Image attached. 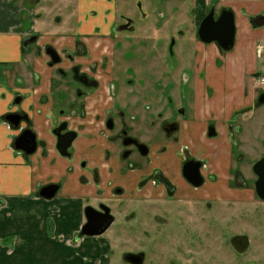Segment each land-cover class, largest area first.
<instances>
[{"label":"flooded vegetation","instance_id":"obj_1","mask_svg":"<svg viewBox=\"0 0 264 264\" xmlns=\"http://www.w3.org/2000/svg\"><path fill=\"white\" fill-rule=\"evenodd\" d=\"M245 1V6L255 7L257 3V0H233L230 4L221 0H68L60 3L67 6L68 12L57 8L56 16V22L60 20L68 27L60 33L52 32L50 28L39 31L33 28L23 39V51L30 53L35 60L42 58L49 73L44 91L41 86L35 88L36 94L38 91L41 94L39 104L49 107L44 117V123L48 124L47 136L53 141L57 153L58 137L62 144L73 138L66 155L58 154L63 159L75 161L81 174L79 179L84 178L81 179L82 184L86 188L91 187V191L93 188V196L84 199L83 223L75 234L76 239L85 237L80 235L87 220L85 208L91 207L102 214L107 208L112 218L110 228L116 220L111 212L115 202L129 199L133 189L140 197L142 193V197L147 198H174L176 208H179L180 201H186L183 199L188 195H196L198 201L207 204L212 197L224 202L226 189L231 194L246 190L248 183L242 169L245 154L240 149L243 117L247 110L261 106L258 98L264 91L258 94L254 107L248 109L242 108L243 103L230 107L227 103L225 106L224 98L216 103L225 96L224 90L229 94L227 86H220L223 73L218 60L233 51L238 43V14L245 20L248 30L264 26V15L240 10ZM60 5L54 3V9ZM226 12L232 14L234 26L233 45L228 50L222 46L226 39L222 30H227ZM209 16V33L201 37V24ZM32 20H35V14ZM261 21L263 23L258 25ZM46 31L51 34V40L43 36ZM214 35L220 43L204 40ZM90 36H97L94 38L96 41ZM132 38H138V42L127 43ZM55 39L59 41L55 42ZM179 46L193 50L194 54L188 68L183 66L178 72L180 63L175 50ZM119 49L123 51L119 62L126 64L123 72L116 68L114 50L117 54ZM206 50L217 52L209 60L212 64L209 70L201 64ZM136 59L141 63L142 76L138 81L141 101L140 104H131ZM34 77L38 75L34 74ZM172 85L175 87L170 91L168 88ZM179 96L185 99L183 105L177 101ZM147 98H165L167 106H149ZM203 98L209 105L201 106ZM19 99L17 96L15 102ZM220 110L222 113L231 112L226 121L229 160L228 164H220L223 178L216 173L210 158L212 153L223 150L221 116L226 114L220 116ZM209 111H216L218 115L214 116ZM13 113L22 117L18 127H14L19 129V134L29 129L35 136L36 149L27 155L33 156L43 142L38 139L31 118L23 112ZM203 113L207 115L201 126L204 139L183 140L184 135H190L191 126L200 124L199 118ZM195 168L201 181L199 186L193 184L198 182L194 177ZM250 168L253 180L251 188L247 189H251L264 204L255 192L257 176L252 166ZM49 185H56L59 190L62 183L50 182L45 186ZM139 185L141 190H137ZM91 199L96 203L91 204ZM230 244L243 251L248 241L236 236L232 237ZM186 255L187 260L183 264H189L193 254ZM135 259L138 263L132 262ZM123 260L127 264H143L144 254H125Z\"/></svg>","mask_w":264,"mask_h":264},{"label":"crops","instance_id":"obj_2","mask_svg":"<svg viewBox=\"0 0 264 264\" xmlns=\"http://www.w3.org/2000/svg\"><path fill=\"white\" fill-rule=\"evenodd\" d=\"M66 1L0 0V264H98L100 253L105 251L98 240L75 237L83 223L84 199L93 196V188L91 191V187L86 188L82 184L81 179L84 178L79 179L81 174L77 163L61 158L53 148V141L46 132L48 124L44 123L49 107L39 104L41 94L39 91L36 94L35 90L41 86L44 91L49 73L42 58L35 60L22 49L23 39L33 28L38 31L46 29L43 16L49 10L47 2L60 5ZM245 3L240 10L264 15V0H257L255 7L245 6ZM34 14L35 20H32ZM238 20L243 26L242 43L251 39L249 34L253 36L254 43L258 39L264 42V26L251 31L244 26L245 20L240 14ZM56 24L51 28L52 32L60 33V20ZM43 36L51 40L49 32L43 33ZM248 44L240 54H243L241 61L240 57L232 59V70L236 75L256 67V62H253L254 50L249 48L250 41ZM34 74L38 77L35 78ZM17 96L20 100L13 105ZM241 106L245 109L250 107L246 103ZM256 110L255 117L247 113L249 110L245 112V115H249V118L244 115L242 124V134L246 138L251 130L257 136L263 130L264 109L258 107ZM17 111L31 118L33 129L43 142L33 156L14 148L19 129L9 124L6 116ZM209 113H214V116L226 114L225 117L221 116L224 125L221 131L223 135L220 132L223 150L210 155L216 173L223 178L221 165L224 162L228 164L227 146L230 143L226 121L231 112L222 113L220 110L218 114L216 111ZM203 119H207L206 113L199 118L200 124L190 127V135H184L183 140L204 139L201 127ZM60 181L62 186L53 198L45 199L39 195L43 186ZM229 196L232 194L226 189V199Z\"/></svg>","mask_w":264,"mask_h":264},{"label":"rangeland","instance_id":"obj_3","mask_svg":"<svg viewBox=\"0 0 264 264\" xmlns=\"http://www.w3.org/2000/svg\"><path fill=\"white\" fill-rule=\"evenodd\" d=\"M216 1L219 2V0ZM223 1L225 4H230L233 0H221V2ZM47 6L49 10L43 17L46 29L49 30V28H54L53 26L57 25V8H61V12L65 13L68 10L64 4L56 6L55 9L54 3H47ZM239 24L238 43L235 49L227 56L222 57L221 61L218 60L221 63V73H223V77L221 76L223 82L220 86H227L229 94H227V90H224L225 96L216 100V103L218 104L224 98L225 106L227 103L229 107L246 103L248 106L254 107V101L258 94L264 91V83L262 82V79L264 80V42L258 39L254 43L253 36L249 34L251 36L249 48L254 50L253 62H256V67L247 72L245 68L244 73L236 75L232 70V63H234L232 59L237 60L240 57L241 61L243 54L242 56L240 54L246 50L243 48H247L249 45V41L247 43L241 42L243 26L241 23ZM64 27H68V24H61L58 29L62 30ZM90 37L93 40L97 36ZM137 42L138 38L127 41L129 44ZM135 51L139 52V50ZM122 53L123 51L120 49L117 50V54L114 50L116 68L120 72L126 69V64L119 62ZM175 53L180 63L177 71L179 72L183 66L188 68L193 60L194 51L179 46ZM216 53L215 50L204 51L201 64H204L205 69L207 67L209 70L212 67L209 60ZM186 60L188 61L185 62ZM135 63L136 66H133L136 69V74L133 77L135 84L131 88V95H129L131 104H140L141 87L138 81L142 76L141 63L137 59ZM165 74H163L164 79ZM174 87L175 85H172L168 89L171 91ZM206 89L204 87L203 91L206 92ZM177 95L178 93L175 94V96ZM175 96L173 100H175ZM177 101L183 105L185 99L179 96ZM200 101L202 107L209 105V103L205 104L207 102L205 98ZM146 102L149 106L152 104L154 107L155 105L163 108L167 106V99L165 98H147ZM259 108L264 109V104ZM247 113L252 117L257 116L256 108ZM245 116L249 118L248 114ZM233 117L235 118L234 115ZM263 135L264 126L259 138L252 130L247 138L243 134L240 137L242 140L240 149L242 148L245 154L242 160L243 176L248 185L246 190L240 194L232 192V196L227 197L224 202H219L212 197L205 204L198 201L196 195H192L193 197L188 195L187 199H183L186 201H180L179 208H176L174 198H169V196L147 198L142 197V193L140 197L134 193V189L129 198L131 200L115 202L114 207L110 202L113 207L111 212L116 218L113 225L100 237L85 236L86 240L95 239L96 242L98 240L100 247L105 248V251L100 253L101 258H99L98 264H127L123 260L125 254L139 253L144 254L143 264H173L174 256L175 264H183L187 260L186 254H193L189 258V264H264V204L253 195L251 189H247L248 187L251 188L250 182L253 180L250 167L255 161L262 156L264 157ZM139 189L141 190L140 185L137 187V190ZM90 203L95 204L96 201L91 199ZM236 236L246 238L248 241L246 250L238 251L231 246V239Z\"/></svg>","mask_w":264,"mask_h":264},{"label":"water","instance_id":"obj_4","mask_svg":"<svg viewBox=\"0 0 264 264\" xmlns=\"http://www.w3.org/2000/svg\"><path fill=\"white\" fill-rule=\"evenodd\" d=\"M225 17L227 18V30H223V34L225 35V44L222 45L224 50H228L233 45V38H234V26H233V18L232 14L230 12L225 13ZM210 16L201 24L199 34L202 37L204 33H209V30L207 29V22L210 20ZM263 21H261L258 25H261ZM211 38H205L204 40L206 42L210 41H217L220 43V39L215 37ZM26 43V41H25ZM55 61V60H54ZM20 100V99H19ZM17 100V101H19ZM17 101H13V105L17 103ZM258 104L263 105L264 104V92L260 94L258 98ZM22 117L15 113H10L6 116V121L11 124L13 127L17 128L19 123L21 122ZM66 135H64L65 137ZM73 138L71 137L69 139V143L62 144L60 137H58V141L56 144V150L61 156L66 155V150L70 146V141H72ZM14 148L17 151H21L26 155L32 154L36 149V143H35V136L29 129H24L14 140ZM185 170V168H184ZM252 171L257 176V181L255 182V192L257 196L264 201V157L256 161L252 165ZM195 179L198 181L197 183H193L195 186H199L201 183L199 174L197 171V168L194 169ZM199 178V179H198ZM58 190V187L56 185H49L42 188L39 192V195L45 199H51L55 196L56 192ZM105 209V213H99L95 211L91 207L85 208V216H86V223L83 225V227L80 230V235L82 236H99L103 234L111 225L112 218L108 214V209ZM132 262L138 263V259L133 260Z\"/></svg>","mask_w":264,"mask_h":264}]
</instances>
